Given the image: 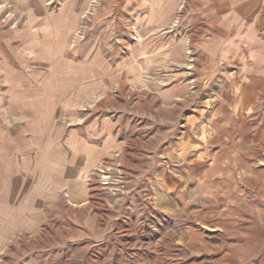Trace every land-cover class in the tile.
<instances>
[{"label":"rangeland","instance_id":"rangeland-1","mask_svg":"<svg viewBox=\"0 0 264 264\" xmlns=\"http://www.w3.org/2000/svg\"><path fill=\"white\" fill-rule=\"evenodd\" d=\"M123 8V0H0V117L19 134V150L38 143L28 121L45 120L51 135L62 134V181L52 172L19 190V201L35 205L0 221V264H255L252 252L264 247V214L255 219L264 210V136L258 157L245 156L246 168L230 178L214 166L215 148L203 147L211 131L203 101L221 76L193 70L202 62L187 43L183 63L153 62L127 80L135 41L155 30L135 26ZM42 40L62 46L56 66L34 52ZM60 60L55 92L60 78L44 74ZM179 69L187 70L182 78ZM179 80L189 82V95L164 103L162 89ZM39 104L48 110L36 118ZM104 120L113 136H90L88 125ZM70 133L98 150L82 173L69 165ZM0 148L10 154L11 142ZM192 159L198 171L185 172ZM10 196L0 189V199Z\"/></svg>","mask_w":264,"mask_h":264},{"label":"crops","instance_id":"crops-1","mask_svg":"<svg viewBox=\"0 0 264 264\" xmlns=\"http://www.w3.org/2000/svg\"><path fill=\"white\" fill-rule=\"evenodd\" d=\"M124 10L133 18L137 27L155 30L154 36H147L135 41L136 50L130 61L125 63L123 75L127 80H136L143 69L151 63H183L185 45L188 43L193 53L201 60L193 69L204 77H220L222 85L216 94L205 98L209 103L208 128L204 149L215 148L211 165L227 173L230 178L239 168H246L245 156H256L257 149L264 136V124L260 117L264 110V0H123ZM132 19H130L131 21ZM169 32L171 34H169ZM175 34L176 36H174ZM43 41V40H42ZM35 53L46 64L55 65V58L62 52V46L54 42H37ZM135 60L131 66V62ZM137 63V64H136ZM169 64V63H168ZM167 65V64H166ZM176 72L178 77L185 76V69ZM172 73V72H171ZM178 73V74H177ZM59 77L62 86V60L58 67L48 70ZM187 75V74H186ZM48 76V75H47ZM162 101L172 104L189 95V82L179 80L161 91ZM48 106L39 104L34 108L36 118L46 114ZM264 115V113H263ZM35 118V117H32ZM15 120L10 118V123ZM18 120V119H17ZM28 121L27 129L32 131L31 140L38 141L32 151L19 150L14 144L16 130L9 128L7 120L0 117V144L10 141L12 148L6 153L0 148V189H11L12 196L0 199V221L19 211L30 210L35 199L19 201V190L34 185L36 181L45 182L52 172L60 173L62 181V134L49 133L46 121L38 119ZM112 125L107 120L92 122L88 125L90 136L110 135ZM53 136V137H52ZM74 143L70 144L75 161L70 167L78 172L88 170L97 162L98 150L88 139L77 133ZM77 136H81L77 138ZM72 141V138H68ZM253 143H256L254 149ZM34 152V159L30 154ZM199 161L192 159L186 163L185 172H197ZM215 171V168H211ZM212 171V172H213ZM26 173V176L24 175ZM30 174V175H29ZM38 183V182H37ZM42 185H45L42 184ZM227 196L235 195L238 203L240 195L235 187L225 184L222 188ZM25 209V210H24ZM263 209L255 212V219H261ZM29 214V212H27ZM29 218V216L27 215ZM249 260L255 264H264V247L253 251Z\"/></svg>","mask_w":264,"mask_h":264}]
</instances>
